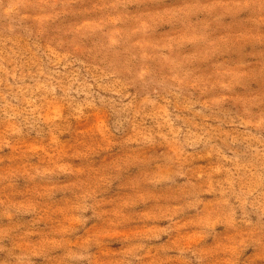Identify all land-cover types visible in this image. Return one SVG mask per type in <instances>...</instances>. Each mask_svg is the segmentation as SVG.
<instances>
[{
    "label": "rangeland",
    "instance_id": "obj_1",
    "mask_svg": "<svg viewBox=\"0 0 264 264\" xmlns=\"http://www.w3.org/2000/svg\"><path fill=\"white\" fill-rule=\"evenodd\" d=\"M0 264H264V0H0Z\"/></svg>",
    "mask_w": 264,
    "mask_h": 264
}]
</instances>
